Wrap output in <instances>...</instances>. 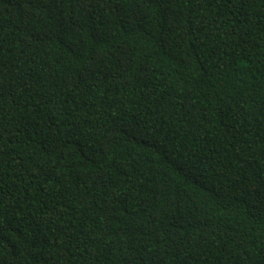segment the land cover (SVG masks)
Returning <instances> with one entry per match:
<instances>
[{
    "label": "trees",
    "instance_id": "trees-1",
    "mask_svg": "<svg viewBox=\"0 0 264 264\" xmlns=\"http://www.w3.org/2000/svg\"><path fill=\"white\" fill-rule=\"evenodd\" d=\"M0 264H264V0H0Z\"/></svg>",
    "mask_w": 264,
    "mask_h": 264
}]
</instances>
